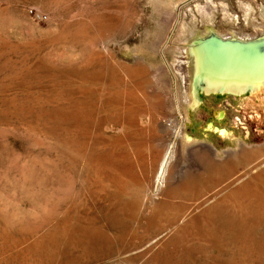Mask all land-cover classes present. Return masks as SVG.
I'll return each instance as SVG.
<instances>
[{"label":"rangeland","instance_id":"rangeland-1","mask_svg":"<svg viewBox=\"0 0 264 264\" xmlns=\"http://www.w3.org/2000/svg\"><path fill=\"white\" fill-rule=\"evenodd\" d=\"M244 4L262 25L264 0H0V264H264V91L199 90L187 109L169 51L185 45V24L197 36H254ZM201 9L211 24L201 23ZM176 11L158 39L155 22ZM163 66L169 71L152 75ZM147 110L174 130L143 125ZM172 143L174 171L183 159L190 175L199 164L188 152L211 151L210 183L177 189L178 169L174 184L157 188ZM233 192L247 212L218 207L257 224L215 231L221 222L210 218L207 227L203 210Z\"/></svg>","mask_w":264,"mask_h":264},{"label":"bare ground","instance_id":"bare-ground-1","mask_svg":"<svg viewBox=\"0 0 264 264\" xmlns=\"http://www.w3.org/2000/svg\"><path fill=\"white\" fill-rule=\"evenodd\" d=\"M244 7H245L244 19L247 21L248 24L252 23L253 28L259 29V32L257 31L258 32L257 34H254V36L253 35L247 36L248 38H244L240 34H237L236 32L232 34L228 33L229 35L222 36L214 32L213 30H208V29H206L204 32H201L200 36H197L199 34H196L197 28L195 27L194 24H190V25L185 24L180 26L178 42H182V43L184 42L185 45H183L179 51L174 52L175 51L174 49H170L169 51L171 53V60L173 61V68L176 74L179 76L180 87L182 90L181 95L183 97L182 101L185 103L187 109L192 110L194 107H196L197 102L195 100L194 94H196L195 91L197 87L201 88V86H203L202 90L207 95L211 93H215V95L231 94V95L239 96L246 93L249 94L250 92L252 96H257L264 91V67H263L264 64L262 67L259 66L261 68H257L258 70L255 71L252 69L249 70L248 67H246L245 65L235 66L236 65L235 63L233 65V62H235V60H233L232 62V57L236 58V56H240V54L245 56L247 55L251 56L252 54L259 52L260 51L259 49L264 47V22L262 23V25H258L254 23L253 22L254 16L252 15L251 5L244 4ZM195 8L198 9V6H196ZM178 9L179 7L177 8V10ZM199 12L202 13L201 23L204 26L212 23L213 17L211 14H209L207 10L201 9L199 10ZM259 14L264 19V7H262ZM166 17L164 19L155 22L156 26L153 33L160 40L164 39L166 31L169 29L168 27H170L169 25H172L170 23L179 20L178 11L174 12L173 14L166 15ZM233 17L231 18L227 16V18H224V21L227 22L228 24L229 23L234 24ZM194 34L196 35V37H194ZM216 39H220L222 41L221 42L222 44L217 43ZM158 43L155 44L154 46L152 45L151 51L153 53H159V51L156 50V47L160 46L161 43L159 44ZM183 50L186 51L187 55L185 52H183ZM174 55L181 56L183 62L181 63V61L176 57H174ZM184 58L187 59L184 60ZM255 59L264 60V58L261 57L260 55L256 56ZM168 69H169L168 66L160 67L158 71L152 73V75L154 74H156L157 76L164 75L167 71H169ZM135 74H136L135 76L139 78L142 86L149 85V80H148L149 73L146 68L137 64V66L135 67ZM138 86L139 85H137V87ZM262 94H264V92ZM133 108L135 110H133L132 114H134L135 111L138 113L141 112V108L139 105L136 106L133 105ZM147 112L148 114L146 115H142V116L141 114L140 116L138 115V119L142 122L143 125L149 126L150 129L159 127L162 131L166 132L167 134H170L172 130H174L173 129L174 122L167 119H164L166 120L165 122H159L158 120L153 118L149 110H147ZM182 123L183 121H181V124ZM118 126H120L119 131L123 130L124 127H122L121 125ZM225 135H227L226 131L221 136H225ZM168 151L169 153L165 154L166 157H164V161L162 162L161 171L158 173V177L156 178L157 188L159 187V189L163 191L162 188L168 186L167 182H169L170 180L172 182L175 181L176 178L174 177V175L178 169H179L178 171L180 177L177 176L179 177V180L175 182V184L178 185L177 189H186V187H189L190 185L197 182L205 183V184L210 183V181L212 180L211 179L212 174L215 171L216 162L213 156L211 155V151L207 147H203V148L196 147L193 148L190 152L187 151L190 154V156L195 160V162L199 164L197 165V167L199 166V168H197L198 172L196 173L194 171L193 175H190V169L188 165L185 164V160L183 159L182 161H184V165L182 163L181 167L178 168L176 171H174L172 167V157L174 154L178 153V145L176 143H172L168 148ZM193 159H191L192 162H194ZM167 188H169V186ZM238 193L237 196L236 193H234L235 196H229L230 194L226 193L227 195L223 199L216 197V199L213 201V204L206 207L203 210V213L205 212V215H203L205 220L204 224L207 225V227L212 228V226L209 224V219L218 218V220L221 222L220 226L222 229L216 227L215 231L223 230V229L224 231L236 229L239 232L240 229L242 228L244 229L246 227V229H248L256 225L257 223L255 222H252L250 224L245 223L241 217L232 216L230 215V213L228 214L222 212L221 208L218 207L220 204L232 203L234 204V207L237 209V213L240 214V216L243 213L247 212V208L243 206L245 201L243 197H241V194ZM153 206L158 208L156 204H154ZM261 219L262 218L258 217L257 221H260ZM240 234L244 242H251L249 235L243 233ZM244 252L246 256L247 255L251 256L252 251L246 250Z\"/></svg>","mask_w":264,"mask_h":264},{"label":"water","instance_id":"water-1","mask_svg":"<svg viewBox=\"0 0 264 264\" xmlns=\"http://www.w3.org/2000/svg\"><path fill=\"white\" fill-rule=\"evenodd\" d=\"M216 42L217 43H221L222 41L220 39H216ZM259 50H260L259 52L254 53L251 56L250 55L245 56V55H241L240 54V56H236V58L235 57H232V62H233V60H235V62H233V65L235 63L236 65H245L246 67H248L249 70H251V69L252 70H255V71L258 70L257 68H261L263 66L264 60H261V59L260 60H257V59H255V57L256 56H259V55H261V57L264 56V47H262ZM259 66H261V67H259ZM202 89H203V86H201V88L200 87H197L196 91H199L200 90V91L204 92ZM208 129H212L214 132H216L220 136L225 133V130H223V129L218 130L216 128H212L211 124H208Z\"/></svg>","mask_w":264,"mask_h":264},{"label":"built area","instance_id":"built-area-1","mask_svg":"<svg viewBox=\"0 0 264 264\" xmlns=\"http://www.w3.org/2000/svg\"><path fill=\"white\" fill-rule=\"evenodd\" d=\"M34 18L37 19V20H41L43 18L42 15L38 14L36 11H34Z\"/></svg>","mask_w":264,"mask_h":264}]
</instances>
